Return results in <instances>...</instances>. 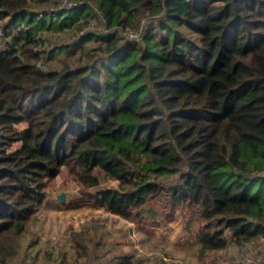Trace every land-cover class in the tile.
Segmentation results:
<instances>
[{
    "label": "trees",
    "instance_id": "1",
    "mask_svg": "<svg viewBox=\"0 0 264 264\" xmlns=\"http://www.w3.org/2000/svg\"><path fill=\"white\" fill-rule=\"evenodd\" d=\"M61 1L0 0V264L75 164L121 215L198 211L200 252L226 247L225 229L264 239V0ZM141 13L140 40L121 36ZM70 29L86 30L43 47ZM68 239L74 262L135 264L86 231Z\"/></svg>",
    "mask_w": 264,
    "mask_h": 264
},
{
    "label": "rangeland",
    "instance_id": "2",
    "mask_svg": "<svg viewBox=\"0 0 264 264\" xmlns=\"http://www.w3.org/2000/svg\"><path fill=\"white\" fill-rule=\"evenodd\" d=\"M66 4L68 1L61 3ZM135 20L133 25L119 29L121 36L145 29V13ZM85 30L45 32L43 47L73 42ZM94 46L96 42L90 40L79 50H91ZM63 57L60 53L45 65L57 68L59 58ZM81 168L79 164L62 166L55 177L46 180L45 194L34 209L23 244L8 264H85L81 256L74 262L69 248L68 237L81 231H86L93 241L99 239L105 246L102 251L131 253L135 264H260L263 238L238 242L225 229L226 247L200 252L196 235L202 221L198 211L188 206L170 210L157 204L154 215L137 209L131 215H121L97 204L98 187L83 186L77 179L76 172ZM106 184L114 185V181ZM60 192H64L65 202L57 198ZM168 212L172 213L168 216Z\"/></svg>",
    "mask_w": 264,
    "mask_h": 264
},
{
    "label": "built area",
    "instance_id": "3",
    "mask_svg": "<svg viewBox=\"0 0 264 264\" xmlns=\"http://www.w3.org/2000/svg\"><path fill=\"white\" fill-rule=\"evenodd\" d=\"M64 1H68V4H66V5H61V3L64 2ZM73 4H75V2H73V0H62V1L60 2L59 5H61V6H71V5H73ZM144 30H145V29L141 30L140 33H137L136 30H133L136 34H135V33H129V34H127L126 37L129 38V39H133V40H137V41H138V40H140V38H141V36H142Z\"/></svg>",
    "mask_w": 264,
    "mask_h": 264
},
{
    "label": "water",
    "instance_id": "4",
    "mask_svg": "<svg viewBox=\"0 0 264 264\" xmlns=\"http://www.w3.org/2000/svg\"><path fill=\"white\" fill-rule=\"evenodd\" d=\"M57 198L61 201V202H65V194L64 192H60L57 194Z\"/></svg>",
    "mask_w": 264,
    "mask_h": 264
}]
</instances>
